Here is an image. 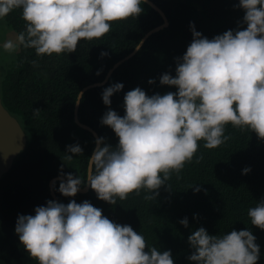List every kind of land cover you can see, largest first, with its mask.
Returning <instances> with one entry per match:
<instances>
[{
    "label": "clouds",
    "instance_id": "1",
    "mask_svg": "<svg viewBox=\"0 0 264 264\" xmlns=\"http://www.w3.org/2000/svg\"><path fill=\"white\" fill-rule=\"evenodd\" d=\"M144 2L0 0V19L22 9L26 22L18 43L5 48L12 52L23 46L34 49L37 56L74 53L81 40H99L111 32L113 23L137 19ZM236 7L244 11L242 30L238 25L208 39L190 22L193 39L184 55L175 58V76L160 77L161 85L173 86L176 92L149 96L136 87L124 96L123 116L109 107L101 124L113 130L118 144L113 147L104 137L96 139L86 182L61 169L58 191L63 196L75 197L86 185L113 206L142 190L150 193L145 200H156L162 186L171 190L166 182L173 173L179 175L194 158L196 163L203 159L196 155L201 141L204 148L215 149L231 139L225 135L226 126L264 140V0H239ZM123 87L115 83L105 88L103 103L110 106V98ZM82 100L79 92L74 103ZM39 111L34 109V115ZM66 153L71 160L83 155V149L68 145ZM250 171L246 167L242 174ZM34 211L35 215L18 216L15 232L38 264H174L171 250L149 247L140 232L115 223L87 200L67 204L48 200ZM247 214L251 225L264 230V200ZM179 223L187 228V217ZM188 244L193 250L188 260L195 264H257L260 258L250 229L210 235L199 227L188 236Z\"/></svg>",
    "mask_w": 264,
    "mask_h": 264
},
{
    "label": "trees",
    "instance_id": "2",
    "mask_svg": "<svg viewBox=\"0 0 264 264\" xmlns=\"http://www.w3.org/2000/svg\"><path fill=\"white\" fill-rule=\"evenodd\" d=\"M152 1L164 10L169 23L147 36L164 18L145 0L141 4L144 11L137 19L113 23L111 32L99 40H81L74 53L37 56L34 49L19 46L11 52L15 53L11 59L0 64L2 101L19 117L28 137L26 148L0 179V264H38L15 232L18 216L35 215L34 209L48 200L67 204L73 199L77 203L87 200L115 223L130 225L146 238L149 247L161 252L171 250L174 264H195L188 260L193 251L188 236L199 227L210 235L250 229L260 246L257 264H264V230L251 225L247 214L249 208L264 200V140L250 131L226 126L225 135L231 139L215 149L204 148L201 141L196 155L203 159L196 163L194 158L179 175L173 173L166 182L171 190L162 186L156 200H145L150 193L142 190L127 200L118 199L113 206L99 200L90 186L75 197H65L58 191V178L53 188L51 179L60 175L61 169L86 182L96 139L104 137L113 147L118 144V137L101 124V118L109 107L123 116L128 91L140 87L149 96L177 91L161 85L160 77L165 73L175 76V58L184 55L193 39L190 22L208 39L236 30L238 25L241 30L246 28L244 11L236 7L239 0ZM0 22L4 34L14 36L13 41L0 47L17 44L26 28L22 9ZM140 42L136 52L114 68ZM102 52L108 55L101 56ZM149 80L155 83L149 84ZM115 83L124 87L106 106L102 92ZM79 92H83V100L77 109L78 122L74 102ZM34 109H40L38 115H34ZM75 144L82 147L83 155L68 160L67 146ZM246 167L251 171L242 174ZM196 186L201 188L199 192L194 191ZM185 217L187 228L179 223Z\"/></svg>",
    "mask_w": 264,
    "mask_h": 264
},
{
    "label": "water",
    "instance_id": "3",
    "mask_svg": "<svg viewBox=\"0 0 264 264\" xmlns=\"http://www.w3.org/2000/svg\"><path fill=\"white\" fill-rule=\"evenodd\" d=\"M151 2L163 15L164 22L154 26L152 29H150L146 36L149 35L152 32H155L164 26L168 25L169 19L167 15L165 14L164 10L156 4L152 0H148ZM14 36L13 34L8 35V39L6 41H0V44L2 43H8L13 41ZM142 42H140L135 49H133L130 53H128L126 56L121 58L118 62L114 64V68L118 66L123 60L130 57L132 54H134L137 50V48L141 45ZM112 72V70L110 71ZM109 72V73H110ZM90 85L86 86L89 87ZM79 104H76V120L79 122V119L77 117V109ZM80 124L88 127L87 124L81 123ZM28 142L27 132L20 121L19 117L15 114H13L3 103L2 97H1V77H0V179L3 176L4 173H6L13 165L14 160L16 156L26 148ZM60 175L54 177L51 179V183L54 181L55 178H58ZM89 188V186H83L81 187L82 191H85Z\"/></svg>",
    "mask_w": 264,
    "mask_h": 264
},
{
    "label": "rangeland",
    "instance_id": "4",
    "mask_svg": "<svg viewBox=\"0 0 264 264\" xmlns=\"http://www.w3.org/2000/svg\"><path fill=\"white\" fill-rule=\"evenodd\" d=\"M2 22H0V41H6L8 39V36L4 34V29L2 26ZM1 48V47H0ZM15 53H11L10 51H7L6 48H1L0 49V64L3 63L4 61L7 62V60L11 59L14 56Z\"/></svg>",
    "mask_w": 264,
    "mask_h": 264
}]
</instances>
